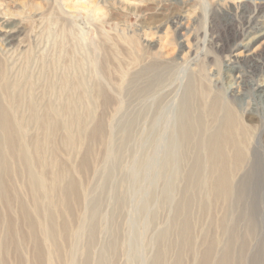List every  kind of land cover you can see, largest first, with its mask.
Masks as SVG:
<instances>
[{"label":"rangeland","instance_id":"obj_1","mask_svg":"<svg viewBox=\"0 0 264 264\" xmlns=\"http://www.w3.org/2000/svg\"><path fill=\"white\" fill-rule=\"evenodd\" d=\"M245 1L247 0H130L129 4L122 3V0H0V77L4 74L5 79H10L11 84H8L11 87L8 94L12 96L10 98L16 105L15 114L18 115L13 114L15 115L13 118L21 123H27L24 137L36 162L37 172L39 171L45 180L48 174V179L52 182V177L66 170V176L72 177L76 183L75 187H78L75 200L78 199V195L79 199L74 205L71 203L68 224L64 225L62 217L59 215L57 217V222L65 231V238L63 237L64 241L59 245L61 254L55 256L58 259H55L56 263H53V259L52 264H150L164 251L166 253L163 261H158L162 264L199 262L208 239L205 238V244L201 242L202 233L199 229L201 220L197 207L191 206L190 213L185 216L177 217L172 211L181 198V189L186 181L185 173L190 167L189 163H180L181 161L177 159L179 145L175 134L176 116L187 81L194 77L193 80L202 82L201 84L207 86L211 94H221L226 102L234 104L243 122L253 126L256 141L254 143L259 141L257 139L261 141L262 138L261 149L264 150V71L254 68L255 65L242 64L251 49H264V35L249 44L250 49L236 46L233 52L238 57V65H232L230 69L231 65L227 64L229 52L217 49L220 43L218 31H223L225 25L229 23L221 18H215L214 33L209 32L210 16L216 5L223 6L222 8L234 7ZM3 20L10 24L9 27L17 25L19 30L18 38L12 43L1 33V30L6 28ZM262 24L259 23L254 30L263 28ZM253 35L254 33L251 36ZM249 37L250 35L239 40L238 42H241L239 45H246ZM261 54L259 59L264 58V53ZM231 59H234L233 56ZM147 66L160 67L161 71L165 69L164 72H160V75L162 74L160 80L150 82L152 77ZM239 74L244 75V83L234 77L240 76ZM261 88L263 90H260ZM18 92L23 97L17 94ZM66 94L69 101L73 103L77 101L75 111L81 118H77L74 125L68 129L70 132L66 133V130L59 126L53 133V127H48L47 131L29 121L27 117L29 112L24 106L28 105L30 97L35 95L36 110L39 113L48 101L51 103L54 101L56 108L58 105L61 106ZM59 98H62L61 101H58ZM85 101H92L93 125L103 124L101 127L103 131L95 138L96 140L88 139L91 129L85 125L87 115L85 110L81 109ZM44 110L45 108L40 114H43ZM64 118L62 119L64 122L70 121L69 116L65 115ZM77 129L82 132H76ZM68 132L75 138H72V144L65 140ZM77 143L78 145H75ZM34 146L41 147L42 151L44 147L46 148L40 157L45 164L42 161L39 163L37 156L33 154ZM46 146H49L48 149ZM260 156V158L264 156V151ZM81 162L86 166L77 172L73 165L75 163L79 165ZM50 164L55 166L51 169ZM262 164L264 165V160ZM21 165L20 162L12 160L9 167L0 172L4 189L3 192L0 191V264H48L46 258L49 260L48 255L54 251V246L43 234L37 233L36 237L32 235L26 228L27 223H24L26 221L23 219L24 210L25 213L34 214L35 206L27 187L29 179L25 176L26 170L23 171L26 167L24 165L22 169ZM16 166L21 169L18 170ZM262 170L264 181V167ZM49 181L46 180L48 186L51 184ZM64 183L63 181L62 185ZM169 183L172 188H169V195H164L166 198L163 200V192ZM263 184L255 193L248 194L249 198L248 195L243 196L241 203L244 206L240 205L247 212V216L250 215L252 218L255 232H250L248 236L244 235L250 222L247 220L249 217L238 218L240 206L230 215V219L237 220L234 222L238 240L234 246L239 247L241 241L246 245L245 256L239 264H261L260 261L264 264ZM83 186H87L86 189ZM49 188L52 197L47 195L46 201H57L56 193L51 186ZM1 196L4 198L8 196V200ZM39 199L42 201L44 198ZM93 201H97L99 210L96 218L92 219V223L96 225L95 233L89 237L85 231L89 224L85 214ZM19 202L24 207L18 204ZM78 205H81V210ZM216 214L209 217L206 224L209 225L208 229L210 227L213 229L210 228V233L219 234L218 227L210 225L212 219H220L221 211H216ZM183 221L187 223L189 236L194 244L192 252H188L187 247L178 251L179 231ZM12 230L14 234L11 233ZM240 230L243 235L240 234ZM242 236L249 239L245 240ZM10 237L15 238L14 242ZM63 242H66L64 243L66 247ZM39 243L40 247L37 245ZM42 243H45L44 246ZM237 246L234 254L239 251ZM36 248L40 250L38 251L41 255L38 251L35 252ZM64 248H67L66 251ZM65 252L68 253L69 260ZM60 257L65 261L60 260Z\"/></svg>","mask_w":264,"mask_h":264},{"label":"bare ground","instance_id":"obj_2","mask_svg":"<svg viewBox=\"0 0 264 264\" xmlns=\"http://www.w3.org/2000/svg\"><path fill=\"white\" fill-rule=\"evenodd\" d=\"M123 2H125V3L128 2L129 4H131L130 0H122V3ZM134 5H135V3H134ZM222 7L219 5H216L213 8L211 16H210V21H209V28H210L209 32L214 33L215 18H221V20L223 19L224 21H227L229 23V25H225L226 27L224 28L223 31H221V32L218 31V35H220V43H218L217 49L221 50V52L224 50H226V52H229L227 64H228V66L231 65L230 69H232V67H233L232 65H238V57H236V54L233 52L234 49L236 48V46L237 47L243 46L246 49H248L249 44L251 45L259 37L264 35V0H255L254 2L247 0V1L242 2V3H240L234 7H232V6H227L224 8H222ZM5 20H3V21H5ZM6 22L7 21L4 22L5 23L4 27H6V28L5 29L2 28L3 30H1V33L4 36H6L8 41H11V43H12L13 40L18 38L17 36H19V30L16 27L17 25L15 26L16 28L12 27V25L9 27L8 25H10V24H8V22L7 23ZM259 23L260 24L263 23L262 24L263 28H259V29L254 30V28H257ZM252 33H254L253 36H251ZM257 33H259V34L255 35ZM249 35H250V37L248 38V42L246 43V45H244V44L239 45V44H241V42H238V41L243 39L244 37H248ZM210 41H212V39H210ZM212 42H214V41H212ZM8 44H9V42H8ZM254 50H252V49L250 50V53L246 55V58L242 64L245 66L246 65H255L254 68H259V69H262L264 71V69H263L264 67H262V65H264V58L259 59L260 58L259 56H262L261 53H264V49L255 50V51ZM231 56H233L234 59H231ZM239 63H240V61H239ZM148 68H150V67H148ZM228 69H229V67H228ZM164 70L161 71L160 67L159 68L151 67L149 69V72L151 73L150 77H152V81H150V82L154 83L155 81L157 82L158 80H160L161 75H162V74L160 75V72L162 73V72H164ZM1 71H3V70H1ZM143 71H145V70H143ZM143 73H146V72H143ZM1 74H3V73H1ZM3 76H4V74H3ZM3 76L0 77V87H1V93H0V160H1L0 172H2V170L4 168L7 169V167H9L10 162L12 160L20 162V165L23 164V165H21L22 169H23V166L25 165L24 167H26V168H24L23 171L26 170L24 173H25L26 178L29 179L28 180L29 186H27V187L30 189V194H31V197L33 200L32 204L35 206V211H34V214H30L27 212L25 213V210L23 208L24 213H25V214L23 213V215H25V218H23V219L26 220L24 223H27L26 226H28V227H26V228H28V230H30V233H32V235L34 234V236L36 237L37 233L43 234L44 237L48 240V242L54 246V248H53L54 251H52L48 255L49 260H47V258H46V261H49L48 264H52V260L54 259L53 263L54 262L56 263L55 256L58 257L61 254V249H60L61 247H59L60 242L64 241L63 237L65 238V236H64L65 231L63 230L61 225L57 222V217H58V215L60 217H62V222L64 223V225L66 223L68 224V219H69L68 216L70 215L71 203H73V205H74V202L79 199V195H78V199L75 200V197L77 198V188L78 187H75L76 183L73 182L72 177L66 176V170L64 172H60V170H58L60 172V174L56 175L54 178L52 177V179H53L52 182L49 181V179H48L49 176L47 174L46 180L51 182V184L49 183V186L46 185V180L44 177L41 176L42 174L40 175L38 173L39 171L37 172V170L35 169V166H36L35 163L36 162H34L35 160H34L32 154H30V152H29V149H28L29 147L26 145V141H25V137H24V133H25L24 131H25V128L27 127V123H21V122L17 121L15 118H13L16 115L15 114L16 105H14L13 100L10 98L12 96H9V94H8L10 92L9 89L11 87L8 84V83H10L9 82L10 79L9 78H8L9 80L5 79L6 77H3ZM66 76L68 77V75H66ZM67 77H66V79H68ZM144 77H146V75ZM234 77H237V79L240 80L241 83L244 81V75L234 76ZM193 78H189V80L187 81L186 88H185L184 93L180 99L179 107H178V111H177V116H176V127H175V134L177 136V142L179 145L177 159L179 161H181L180 163H183V162L189 163V166L191 167V169L189 167L188 172L185 173L186 174V177H185L186 181H185V184H183L184 185L183 188L181 189V198L174 205V207L172 208L173 209L172 211L178 217L180 215L185 216V215L189 214L190 213L189 208L193 205H195L198 209L199 217L201 220L200 224H199V229H200V232L202 233V235H201L202 241L201 242L204 243L205 238H207L208 243H207V246L205 245V250L202 252L201 259L199 260V262L197 264H237V263L239 264V262L243 261V257L245 256L244 251L246 252V248H245L246 245H245L244 241H241V243L239 241V243H240L239 247L236 245L237 250L239 248V251H237L238 253L234 254V252H236L234 250L236 246H234V245L238 240V238H237L238 236L236 234L237 232L235 231V229H236L235 225L236 224L234 221H237V220L233 221L232 219H230V215H232V213L235 212L240 205H242L241 202H242L243 196L251 194V193H255L256 189L259 186H262V184L264 183V181H263V170H262L264 167V165L262 164V161L264 160V158H263L264 156L262 158H260L261 157L260 154H262L264 151L261 149L262 138H261V141H260V139H257L260 141V142L259 141L257 142V143H259V145L257 143H254L256 141L254 139V130L252 128L253 126L251 127V124L243 122V120L241 119L242 117H240V115L237 112V109L233 106L234 104L232 105L231 103L226 102L221 94H218V93L211 94L209 92L210 90L207 89V86H204V84L202 85L201 84L202 82H200V81L195 82L193 80ZM70 79H71V77H70ZM76 79L77 78H75V80ZM137 79H138V77H137ZM197 79H199V78H197ZM63 80L64 79L62 78V81ZM77 82H79V81H77ZM45 85H47V83ZM61 85H62V82H61ZM64 85H65V83H64ZM257 85H258V83H257ZM67 86L69 87L70 85L68 84ZM243 86L245 87L246 85H243ZM80 87H81V85H80ZM20 89H22V88H20ZM44 89L46 90V87ZM64 89H65V87H64ZM256 89H258V88H256ZM51 90H53V89H51ZM260 90H263V88H261ZM70 91H72V90H70ZM28 93H29V91H28ZM17 94H20L22 96V94L19 92ZM25 94H27L26 91H25ZM44 94H46V92H44ZM82 94H84V93H82ZM34 96H32V97L29 96L30 97L29 99L27 98L28 99V105H26V107L24 106V108H26L27 111L29 112L28 113L29 116L27 115L29 121L32 122L33 124H35V126L38 125L40 127V129L42 128V129L47 130L48 127H53V129H54L53 133H54V132H56V128H58L60 126L61 129L64 131L66 130V133H67V131H69L68 129L72 126V124L74 125L77 118H80L76 114V111H75V108L77 107L75 103H77V101H74V103L69 101L70 99L68 98L69 96L67 94L64 97V102L61 101L62 98L61 99L59 98L58 101H61L62 104H61V106L58 105V108L55 107L56 105L54 106L53 99L51 100V101H53L52 103L48 101L45 107L42 106V110L45 108L43 114H40V112L42 110H40L39 113L37 112V110H36L37 109L36 108L37 101L35 100L36 97H34ZM41 96H43V95H41ZM56 96H58V95H56ZM22 97H20L21 101L23 100ZM25 97H27V96H25ZM61 97H63V94ZM75 97H76V95H75ZM13 98H14V96H13ZM50 98H52V96ZM15 100H16V98H15ZM72 100H73V98H72ZM58 101H57V103L59 104ZM39 102H40V100H39ZM39 102H38V104H39ZM44 102H46V101L44 100ZM55 102H56V100H55ZM79 102H82V101L79 100ZM40 104H41V102H40ZM21 105H22V103H21ZM43 105H45V104H43ZM82 105H83L82 106L83 108H81V109H84L85 113L87 115V117H86V115H84L86 117V120L84 119L85 120L84 122H86L85 125L91 129L89 132V135H88V139H90V140L93 138L95 139L103 131V130L101 131V127L103 126V124L101 125L100 123H98L94 126L92 123V118H93L92 117L93 112L91 109L92 101H87V102L85 101V103ZM19 110L17 112H19ZM24 111H26V110L24 109ZM13 114H15V115L13 116ZM23 114H25V113H23ZM75 114L77 115V117ZM65 115L70 117L69 122H64V120H62L65 117ZM16 116H18V115H16ZM23 118H25V116ZM66 118H68V117H66ZM66 118H64V119L68 120ZM21 120H23V119H21ZM61 120H62V122H61ZM102 123H103V121H102ZM29 125H30V123H29ZM78 127H79V125H78ZM30 128H32V127H30ZM69 132H68V134H66L67 136H66L65 140L68 143H71L72 138H74V137H71L72 135H70ZM76 132L81 133L82 130L79 129ZM49 133H48V135H49ZM57 133H58V131H57ZM43 134H41L42 137H45V136H43ZM74 136H76V134ZM78 136H80V135H78ZM64 137H65V135H64ZM35 139H37V138H35ZM85 139H86V137H85ZM101 139H102V137H101ZM75 142H76V140H75ZM35 143L37 144V141ZM62 143H64V142H62ZM65 144H67V143H65ZM46 145H48V144H46ZM75 145H78V143ZM32 146L33 145H31V147ZM43 146H44V144H43ZM34 147L35 148L33 149L34 150L33 154H35V156H37L36 158H37V160H39L38 162L40 163V161H42L40 159V157L46 148L44 147V150L42 151L41 147H36V146H34ZM46 147L48 149L49 146H46ZM73 148H71V149L74 150ZM80 148H79V150H80ZM47 151L49 152V150H47ZM44 154H45V152H44ZM46 154H48V153L46 152ZM51 155L52 154H50V157H51ZM44 157H45V155H44ZM44 157H43V159H44ZM48 159H47V161H48ZM42 162L45 164L44 161H42ZM42 162H41V164H42ZM55 163H57L56 159H55ZM75 164L73 166L77 172L79 171L80 168H83V166L85 165L84 162H81L79 165L78 164L75 165ZM53 166H55V165H53ZM53 166L51 167V169L53 168ZM17 167L18 166H16V168ZM20 169H21V167H20ZM20 169H18V170H20ZM38 169H39V167H38ZM46 171H45V173H46ZM58 171H56V172L59 173ZM57 173H54V175ZM21 175L23 176V174H21ZM2 180H3V178L1 175L0 176V191L1 192L4 191V189L2 188ZM63 181L65 183L62 185ZM79 183H80V179H79ZM50 186L53 189L54 193H56L57 201H54V200H47L46 201L47 195L51 196V194H50L51 192L48 191V190H50V188H49ZM83 187H85V186H83ZM86 187H85V189H86ZM169 188H172L170 183L167 186V188L165 189V191L163 192L164 193L162 196L163 200H165L166 196L169 195ZM79 189L81 190V188H79ZM5 192H6V190H5ZM48 192H49V194H48ZM13 193H15V192H13ZM85 193H86V191H85ZM79 194H80V192H79ZM164 195H166V196H164ZM7 197H5L6 201L8 200ZM41 197H42V199L44 198L43 200L45 202L43 200L41 201L39 199ZM83 197L84 196H82V200H83ZM247 197L249 198V195ZM2 198L5 199L4 196ZM9 199L11 200V197ZM257 199H259V198H257ZM251 200L253 201V199H251ZM3 202H5V200ZM9 202H11V201H9ZM79 202H80V200H79ZM253 202H251L252 205H253ZM81 203H82V201H81ZM4 204H6V202ZM18 204H21V203L19 202ZM21 206H23V205L21 204ZM80 206H79V208H80ZM243 206L244 205H242V207ZM3 207H4V205H3ZM82 207H83V205H82ZM242 207H241L240 216L238 218L242 217L243 219H245V218L249 217L250 215L248 213L249 216H247V214H246L247 212L245 210H243ZM250 207H251V204H250ZM8 209H9V207H8ZM10 210H11V208H10ZM79 210H81V208ZM98 210L99 209H98L97 201H95L94 203L91 202V204H89V207L87 208L85 218L87 220H89V222H88L89 224L86 227L85 231L88 233L89 237L93 236L91 234L95 233L94 230H95L96 225H94V223H92V219L97 215ZM20 211H22V208ZM216 211H219V212L221 211V217H220V219H212L210 221L212 224H210V225L214 224L213 225L214 227L217 226L219 229L218 230L219 234H216L214 232L210 233L209 231H210L211 227L208 229L209 225L206 224L207 219L209 217H212V216H215L218 214V213L216 214ZM254 213H256V212H254ZM99 215H100V213H99ZM19 217H21V216L19 215ZM236 218H237V216H236ZM250 218L251 217H249L247 219L250 223L248 226L249 228L247 227L248 228V231H246L247 233L244 234L246 236H248V234L250 232L255 230V228H253L254 227L253 220H252V218L251 219ZM174 220H175V217H174ZM254 220H256V219H254ZM242 222H243V220H242ZM254 222H256V221H254ZM246 223H248V222L246 221ZM78 224H77V226H78ZM244 225H246V224H244ZM84 227H85V225H84ZM243 229H245V228H243ZM214 231H216V229H214ZM13 232L14 231L12 230L11 233L14 234ZM73 232H74V230H73ZM243 232L245 233V231H243ZM28 233H29V231H28ZM30 233H29V235L31 236ZM240 234H241V230H240ZM68 235L69 234H67L66 236L68 237ZM85 235H86V233H85ZM241 235H243V234H241ZM253 235H254V233H253ZM70 236H71V233H70ZM31 237H33V236H31ZM243 238H245V236ZM10 239H11V237H10ZM12 239L14 242L15 238H12ZM41 239H43V238L41 237ZM93 239H95V238L93 237ZM248 239L249 238H247V239L245 238V240H248ZM33 240H34V238L32 239V241ZM39 242H40V240H39ZM66 242H67V240H66ZM66 242H63V244ZM202 243H201V246H202ZM220 243H222V244H220ZM15 244L17 245V243H15ZM34 244H36V242ZM44 244L45 243H42V246H44ZM178 244H180V247H178V251H182L184 249V247H187L188 252L193 251L192 246H194V244H193V242L189 236V228L187 227V223L185 221H183L181 223V230L179 231ZM37 245H39V247H40V243ZM64 246H65V244H64ZM41 248L43 249V247H41ZM65 249H67V248H64V250ZM38 250L36 248L35 252ZM62 250H63V248H62ZM69 250H70V248H69ZM247 250H248V248H247ZM165 253H166V251L161 252L159 258L158 259L155 258V261H151L150 264H162L161 262H158V261H163ZM39 254H40V252H39ZM32 255L34 256V254H32ZM35 255H37V254H35ZM65 255H68V253L65 252ZM46 256H47V253H46ZM256 256H257V254H256ZM259 256H260V254H259ZM209 257H211V259H209ZM61 258L62 257H60V260L63 261V258L62 259ZM65 258L67 259V257H65ZM254 259L256 260V258H254ZM254 259H253V261H255ZM67 260H69V255H68ZM87 260H89V259H87ZM32 261H33V258H32ZM258 261H260V260H258ZM3 262L4 261H2V263ZM260 263L262 264L261 261H260ZM252 264H254V263H252Z\"/></svg>","mask_w":264,"mask_h":264}]
</instances>
